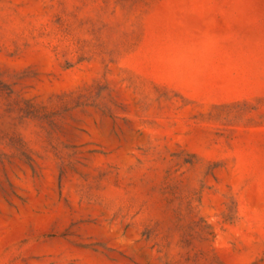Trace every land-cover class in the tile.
Here are the masks:
<instances>
[{
    "label": "rangeland",
    "instance_id": "obj_1",
    "mask_svg": "<svg viewBox=\"0 0 264 264\" xmlns=\"http://www.w3.org/2000/svg\"><path fill=\"white\" fill-rule=\"evenodd\" d=\"M0 264H264V0H0Z\"/></svg>",
    "mask_w": 264,
    "mask_h": 264
}]
</instances>
